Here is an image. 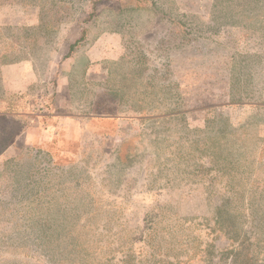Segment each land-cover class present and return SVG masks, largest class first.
<instances>
[{
	"label": "rangeland",
	"instance_id": "374dc122",
	"mask_svg": "<svg viewBox=\"0 0 264 264\" xmlns=\"http://www.w3.org/2000/svg\"><path fill=\"white\" fill-rule=\"evenodd\" d=\"M260 101L264 0H0V111L91 114L0 115V264H264Z\"/></svg>",
	"mask_w": 264,
	"mask_h": 264
},
{
	"label": "crops",
	"instance_id": "0c3cea01",
	"mask_svg": "<svg viewBox=\"0 0 264 264\" xmlns=\"http://www.w3.org/2000/svg\"><path fill=\"white\" fill-rule=\"evenodd\" d=\"M95 66L96 65H92L91 67H95ZM32 71H33V67L31 65H28V64L13 65V66L8 67L7 69L3 70L4 83L7 84V89L9 90V92H7V93L8 94L13 93L15 95H18V97L22 96V95H26L24 93V91H25V89H27L29 87V83L31 82L32 77L34 76L33 74H31ZM1 102L3 104L7 103V106H9L10 98H7L6 102L4 99H2ZM232 104H234V103H232V101L230 102L229 99H226L221 104H215L216 115H223L224 113H222V112H221V114H219V110H221V108H223L224 105H225V107H229ZM247 105L249 107L257 106L260 109V111L263 112V115H264V101H260L256 104H247ZM47 110H48V107H44L43 104L41 103L37 107L36 112L20 111L17 113L14 112V113L10 114V112L0 111V115H91L89 113L61 114V113H56V112H48ZM103 115H106V114H103ZM130 115H132V114H130ZM213 115H214V111H213ZM47 133L50 134V130L46 131V129H44L41 131V134H43L42 135L43 142L45 140V136L48 137ZM28 137H29V135H28ZM28 140H29V138H28Z\"/></svg>",
	"mask_w": 264,
	"mask_h": 264
},
{
	"label": "trees",
	"instance_id": "16d2710c",
	"mask_svg": "<svg viewBox=\"0 0 264 264\" xmlns=\"http://www.w3.org/2000/svg\"><path fill=\"white\" fill-rule=\"evenodd\" d=\"M74 48H75V42L70 45V48H69L68 53L66 54V57L71 56ZM35 152H36V154L39 155V157H42V158L44 157L43 155H47V152H45L44 150L37 149Z\"/></svg>",
	"mask_w": 264,
	"mask_h": 264
}]
</instances>
